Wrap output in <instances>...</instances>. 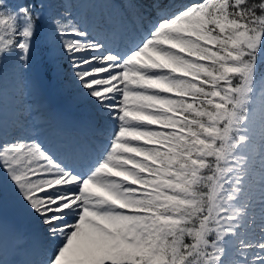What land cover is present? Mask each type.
I'll return each instance as SVG.
<instances>
[{"label": "snow or ice", "instance_id": "6c2138e0", "mask_svg": "<svg viewBox=\"0 0 264 264\" xmlns=\"http://www.w3.org/2000/svg\"><path fill=\"white\" fill-rule=\"evenodd\" d=\"M90 4L102 28L71 0H0V171L39 226L0 218V264H264V0ZM40 52L94 103L93 141L9 121Z\"/></svg>", "mask_w": 264, "mask_h": 264}, {"label": "rangeland", "instance_id": "374dc122", "mask_svg": "<svg viewBox=\"0 0 264 264\" xmlns=\"http://www.w3.org/2000/svg\"><path fill=\"white\" fill-rule=\"evenodd\" d=\"M19 2H23V0H19ZM71 2L77 4V7L73 9V14L76 17L77 21L83 26H90L93 29L102 28L105 22L109 20V18L114 14V11L112 9L103 8V6L99 4H90L93 2V0H71ZM39 67H42L43 72L47 76V81L44 84H41L37 77ZM33 75L38 85V97L34 98L32 96L31 98H28V102L23 104V108L21 109V101L19 100L18 96H13V99H15L18 104L17 109L12 111L14 113V117L16 119L25 120L31 126L34 134H36L39 139L43 138V142L45 144L49 143L48 145L57 144L65 135H73L84 143L93 141V126L96 127L94 122H89L92 128L91 130H89L88 128L87 131L82 132L80 127H77V130L73 128L75 130V132H73L70 127H64L62 125V116L58 113V106L54 103V100H63L67 94L73 93V90H75V95L77 96V98H81L80 96L82 94V90L78 87V84L72 75L71 65L69 64L67 59L61 55L57 56L55 60H52L47 52H40L38 53L37 67ZM64 83L66 84V86L64 85ZM53 85L59 87V91L57 93L54 92ZM33 99L38 100L40 103L43 101L46 106L50 107L51 109L48 112L49 115L43 114L44 111H48L44 108L41 113H37L35 111V104L32 102ZM76 106L80 110L91 113L90 109L82 104H78ZM19 109H21L24 113L20 114L18 112ZM11 117L14 118L12 115ZM49 117L52 118L55 128H49V130H45L46 125L44 124H47V121H50ZM94 118L97 120L98 116L94 115ZM63 120L67 121L69 119L67 118ZM70 122L74 123L73 120H70L67 123ZM5 179L6 177L4 176V173L0 171V186L3 185L2 182L6 181ZM3 203L4 202L0 204V218H2L4 224L5 222L8 224L7 228L11 230L13 228L12 225L14 222H12L11 220L18 218V216L8 215L4 211ZM9 218L11 219L6 220ZM36 224H38V221L36 222ZM19 232L24 233L25 231L23 229ZM25 233L29 236L27 232Z\"/></svg>", "mask_w": 264, "mask_h": 264}, {"label": "bare ground", "instance_id": "6f19581e", "mask_svg": "<svg viewBox=\"0 0 264 264\" xmlns=\"http://www.w3.org/2000/svg\"><path fill=\"white\" fill-rule=\"evenodd\" d=\"M9 78H11V71L10 70H9ZM64 85L66 86L65 83H64ZM53 90H54V92L57 93L59 91V87L53 85ZM71 90H73V89H71ZM73 93L67 94L63 100H54V103L58 106V109H59L58 113L62 117H65V118L67 117L69 119V121L73 120L74 123L77 125V126L74 125L72 127L74 129H76L77 127H80V129L82 131H87L88 128H89V130H91L92 128H91V125L89 122H94V124H96L95 126L97 127L100 124V118L96 113V107H95L94 103L89 98H87L83 94V92L80 96L81 98H77V96L75 95V90H73ZM13 96L16 97V95H14L10 91L9 99L6 101V105H7V111L6 112H8V113H10V112L12 113V111L17 109V107H18V104H17L16 100L13 99L14 98ZM33 97L34 98L38 97V93L33 95ZM32 102L35 104V111L37 113L38 112L41 113L43 108H44L48 111H44L43 114L49 115L48 112L50 111L51 108L46 106L43 101L40 103L38 100L33 99ZM78 104H82L85 107H87L88 109H90L91 113L78 109V107L76 106ZM38 107H39V109H38ZM18 112L20 114L24 113L21 109H19ZM94 115L98 116L97 120L94 118ZM8 118H9L10 122L13 120H16L15 117L14 118L8 117ZM49 118H50V121H47V124H44V125H46L45 130H47V129L49 130V128L50 129L55 128V126L53 125L52 118L51 117H49ZM96 127H94V129ZM40 140L43 141V138H41ZM2 183H3V185L0 186V188H2V190L4 192V196H3L4 211L10 216H18V218L11 220L12 222L14 221L13 225H12L13 228L11 230H15V231L19 232V231H22L24 229V231L27 232L29 234V236L34 235L37 232L38 227H39L38 224H36L37 220L33 217V215L26 208L23 201L20 199L19 195L15 192L11 183L5 182V181ZM0 214H1V212H0ZM11 218L6 219V220H10ZM5 226L6 227L8 226V224L6 222H5ZM25 232H24V234L27 235Z\"/></svg>", "mask_w": 264, "mask_h": 264}, {"label": "water", "instance_id": "95a60500", "mask_svg": "<svg viewBox=\"0 0 264 264\" xmlns=\"http://www.w3.org/2000/svg\"><path fill=\"white\" fill-rule=\"evenodd\" d=\"M38 79L41 84H44L47 81V76L44 74L42 67H39L38 69Z\"/></svg>", "mask_w": 264, "mask_h": 264}]
</instances>
